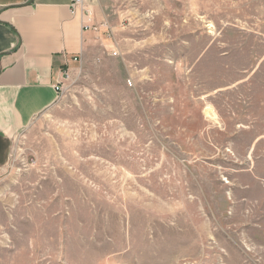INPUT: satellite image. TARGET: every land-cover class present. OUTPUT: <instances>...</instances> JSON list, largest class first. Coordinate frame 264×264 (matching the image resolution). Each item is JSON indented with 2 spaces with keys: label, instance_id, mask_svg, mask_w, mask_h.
<instances>
[{
  "label": "rangeland",
  "instance_id": "rangeland-1",
  "mask_svg": "<svg viewBox=\"0 0 264 264\" xmlns=\"http://www.w3.org/2000/svg\"><path fill=\"white\" fill-rule=\"evenodd\" d=\"M96 1L0 168V264H264V0Z\"/></svg>",
  "mask_w": 264,
  "mask_h": 264
},
{
  "label": "crops",
  "instance_id": "crops-1",
  "mask_svg": "<svg viewBox=\"0 0 264 264\" xmlns=\"http://www.w3.org/2000/svg\"><path fill=\"white\" fill-rule=\"evenodd\" d=\"M84 2L89 15H72L70 0H0V168L13 140L56 101L60 71L73 76L94 39L103 40L102 30L84 27L108 23L101 5Z\"/></svg>",
  "mask_w": 264,
  "mask_h": 264
},
{
  "label": "built area",
  "instance_id": "built-area-1",
  "mask_svg": "<svg viewBox=\"0 0 264 264\" xmlns=\"http://www.w3.org/2000/svg\"><path fill=\"white\" fill-rule=\"evenodd\" d=\"M69 8H70V13L72 15H75L77 11H81L83 13L85 12L86 15L90 14L89 11L85 10L84 0H70ZM84 27L86 29L91 28V30L94 32H99V30L103 29L104 32H108L109 35L111 33L110 27H109L108 23H106V22H103L99 25L87 24ZM117 55H118L117 51H113L111 54V56H113V57H115ZM77 60H78L77 58L74 59V61H77ZM70 79H71V75L69 74V72L67 70L60 71L59 76H58V82L54 86L55 92L57 93V98L62 93L63 86L65 85V83L68 82Z\"/></svg>",
  "mask_w": 264,
  "mask_h": 264
},
{
  "label": "bare ground",
  "instance_id": "bare-ground-1",
  "mask_svg": "<svg viewBox=\"0 0 264 264\" xmlns=\"http://www.w3.org/2000/svg\"><path fill=\"white\" fill-rule=\"evenodd\" d=\"M206 115H207V117H208L209 119H212V120L215 119V115H214L212 112H208V111H206Z\"/></svg>",
  "mask_w": 264,
  "mask_h": 264
}]
</instances>
